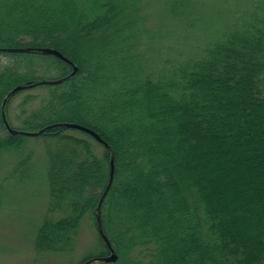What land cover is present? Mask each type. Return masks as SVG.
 <instances>
[{
  "label": "trees",
  "instance_id": "trees-1",
  "mask_svg": "<svg viewBox=\"0 0 264 264\" xmlns=\"http://www.w3.org/2000/svg\"><path fill=\"white\" fill-rule=\"evenodd\" d=\"M168 12L187 27L202 20L192 0H170ZM144 20L140 0H0V48L34 49L0 51L10 58L0 60V151L30 138L6 129V95L36 87L52 68L53 80L72 71L35 49H55L77 67L58 84L37 85L48 87L45 105L19 128L5 113L23 90L3 107L11 129H45L36 137L59 142L47 151L48 214L35 249L65 251L84 218L96 225L112 156L100 218L122 264H264V18L184 60L165 59L158 74L145 70ZM101 245L82 263L107 256ZM134 245L148 251L146 261L122 255Z\"/></svg>",
  "mask_w": 264,
  "mask_h": 264
},
{
  "label": "rangeland",
  "instance_id": "rangeland-1",
  "mask_svg": "<svg viewBox=\"0 0 264 264\" xmlns=\"http://www.w3.org/2000/svg\"><path fill=\"white\" fill-rule=\"evenodd\" d=\"M169 1L140 0L146 31L141 49L145 70L153 74L169 66L164 64L165 59L172 61L169 64L181 57L184 60L187 54L222 39L229 29L247 25L257 16L264 18V0H192L202 20L187 27L169 15ZM9 59L0 55L3 62ZM55 74V69L47 70L44 73L47 79L40 81H53ZM42 86L26 88L8 102L5 116L12 126L19 128L25 117L45 105L48 87ZM67 133L86 138L73 130ZM89 142L100 155L102 148ZM58 144L54 138L30 136L21 146L0 151V264H83L84 258L102 250L96 225L88 218L81 221L69 249L61 252L35 249L36 234L48 214L47 151ZM122 255L130 261H146L148 251L134 245ZM120 256L107 264H122Z\"/></svg>",
  "mask_w": 264,
  "mask_h": 264
},
{
  "label": "water",
  "instance_id": "water-1",
  "mask_svg": "<svg viewBox=\"0 0 264 264\" xmlns=\"http://www.w3.org/2000/svg\"><path fill=\"white\" fill-rule=\"evenodd\" d=\"M34 49H29V48H0V51L2 52H10V53H25V52H30V51H33ZM36 52H39V53H42V54H45V55H53L55 56L56 58L60 59L61 61L69 64L72 68V71L69 73V75L63 79H58V80H53V81H41V82H38V83H35L34 85L32 86H35V85H39V84H58L60 83L61 81H63L64 79L68 78V77H71L76 71H77V67L75 65L72 64V62H70L66 57H64L59 51L55 50V49H50V48H40V49H35ZM26 88H29L27 85H19L15 88H13L7 95L6 97L4 98L3 102H2V118H3V121L5 123V127L6 129L12 134V135H15V134H23V135H27V136H39L41 135L45 129H42L40 131H37V132H23V131H16V130H13L11 129L6 120H5V117H4V112H3V107L6 103V100L8 97H10L11 95H13L14 93L20 91V90H24ZM63 127L65 128H68V129H75V130H78V131H82L84 133H87L89 134L90 136H92L97 142L103 144L106 148H109L108 145L95 133L93 132L92 130L86 128V127H83L81 125H78V124H75V123H64L62 124ZM113 174H114V165H113V157L111 156L110 158V161H109V180H108V184H107V187L105 188L98 204H97V207H96V215H95V222H96V228H97V233L100 237V239L102 240V242L105 244V246L107 247L108 251H109V254L105 257H100V258H94V259H91L89 261H86L84 264H92L93 262H99V261H102V262H105V263H112V262H115L116 259H117V255L116 253L114 252L113 248L111 247L108 239L105 237V235L103 234V231H102V225H101V218H100V211H101V203H102V200L104 198V196L106 195L111 183H112V180H113Z\"/></svg>",
  "mask_w": 264,
  "mask_h": 264
}]
</instances>
